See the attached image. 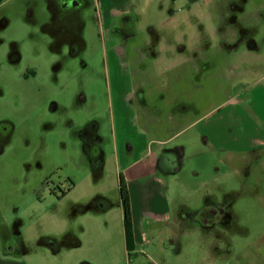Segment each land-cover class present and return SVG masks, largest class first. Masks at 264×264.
Returning a JSON list of instances; mask_svg holds the SVG:
<instances>
[{"label": "rangeland", "instance_id": "1", "mask_svg": "<svg viewBox=\"0 0 264 264\" xmlns=\"http://www.w3.org/2000/svg\"><path fill=\"white\" fill-rule=\"evenodd\" d=\"M98 1L0 0V242L43 234L41 251L0 264H264V115L244 102L264 73L248 64L264 57V0ZM168 112L181 123L158 120ZM118 118L160 139L169 210L184 215L186 233L149 238L146 254L115 242ZM69 178L72 194L48 197ZM79 197L104 205L97 232L70 214ZM204 208L219 219L202 223Z\"/></svg>", "mask_w": 264, "mask_h": 264}, {"label": "crops", "instance_id": "2", "mask_svg": "<svg viewBox=\"0 0 264 264\" xmlns=\"http://www.w3.org/2000/svg\"><path fill=\"white\" fill-rule=\"evenodd\" d=\"M106 3L107 0L98 1L100 9L107 13L105 8ZM249 47L252 48L253 44L251 43ZM253 52L254 51L250 50L251 54H254ZM256 57L258 61L252 62L251 60L248 62L249 66L253 68V70L249 71L250 73L255 70L257 65L262 66L264 64V57L262 55H256ZM165 70H168V68L165 67ZM169 70V73L174 72L171 68H169ZM244 93V102L246 101L249 105H255L264 115V73L260 74L259 84L257 83L250 86ZM118 119L120 127L118 129L119 141L116 143V155L119 162L117 172L118 178L119 176L122 177L129 196L131 234L130 238L127 240L123 225L121 204L119 201L117 213L115 214L113 222L116 238L115 242L120 245L123 254L129 255L127 253L135 251L140 254H146L147 247L151 244L148 240L149 238L156 237V240L160 243V247L164 248L168 246V239L164 237L163 234L167 233L170 235L172 227L178 234L186 233L185 230L182 229V220L180 219V217L184 215L181 214L179 217L175 216L173 220L169 210L167 189H169L170 186L165 185L161 177V164L159 165L158 161V153L160 154V152L163 151L161 149L162 144L160 139L147 141L142 133L137 132L135 128L132 129L133 131H130L122 122L123 119ZM158 120L162 122L163 120H167L171 126L181 123L180 114L177 113L170 114L168 112V114L163 115V119L160 118ZM153 121L155 124L158 123L156 119H153ZM153 148L157 149V151L160 150V152L153 151ZM167 165L170 170L171 166L169 161ZM74 190L75 185H73L70 194H72ZM73 207L70 214H72V216L74 215V217L82 215L84 223L87 222L94 228L95 232H97L98 225L102 224L100 221L104 219V216L102 217L104 205L99 207V204L95 203V201H88V203H85V201L79 197L74 201ZM165 224H167V226ZM101 234H105V232ZM101 234L98 236L99 239L101 238ZM41 236H43V234ZM71 239L69 253L80 251L83 248L82 244L78 241L75 244L74 236Z\"/></svg>", "mask_w": 264, "mask_h": 264}, {"label": "flooded vegetation", "instance_id": "3", "mask_svg": "<svg viewBox=\"0 0 264 264\" xmlns=\"http://www.w3.org/2000/svg\"><path fill=\"white\" fill-rule=\"evenodd\" d=\"M60 7V5H59ZM6 119L5 117H1L0 116V146H2V144H5L6 142L9 141L10 136H11V131L8 130L6 131ZM35 159L34 161H32L34 163V166L39 169L42 167L43 163V157L41 155H25L22 158V161H24L25 163H27L28 161H30L31 159ZM56 169H60L59 166L55 165ZM45 182H47V179L39 184V187L42 186ZM33 183V182H31ZM48 184V183H46ZM53 185V183H52ZM73 184L69 179H66V181L64 183H57L55 185V189L58 191V194L56 193V190L54 189L52 192H50L48 194L49 198L55 197L57 200L63 199L68 197V195L70 194L71 190H72ZM41 188V187H40ZM36 198V196H35ZM38 200V199H37ZM39 202V201H37ZM197 218H199L201 220L202 223H206L207 225L213 223L215 220L219 219V216L217 214H215V212L213 213L210 209L208 208H204L201 211H199ZM39 218H36L35 221L36 222ZM33 222H30V225H28L27 231L29 229V227H31V225L33 224ZM36 224V223H35ZM42 234H40L39 236H35L33 237L32 235L29 236V238H27L26 234H25V244L22 245V243H20L19 241L16 243L14 242V239H10L8 237L4 236V239L0 242V260L2 262H7V261H11V259H8V257H11L12 252H14V250H16V248H18L19 252H24L25 250H33V251H41L42 249V245H43V241H42ZM13 261V260H12ZM12 264H25L23 261L18 260V262L14 261L12 262Z\"/></svg>", "mask_w": 264, "mask_h": 264}, {"label": "trees", "instance_id": "4", "mask_svg": "<svg viewBox=\"0 0 264 264\" xmlns=\"http://www.w3.org/2000/svg\"><path fill=\"white\" fill-rule=\"evenodd\" d=\"M118 194L119 201L121 204L122 214H123V225L125 230V236L128 240L130 238V226H131V212H130V203L129 196L127 192L126 185L121 176L118 178Z\"/></svg>", "mask_w": 264, "mask_h": 264}]
</instances>
